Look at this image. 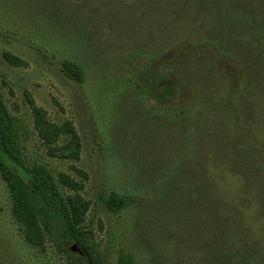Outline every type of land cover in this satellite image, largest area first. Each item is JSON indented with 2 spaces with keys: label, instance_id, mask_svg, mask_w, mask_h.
I'll return each instance as SVG.
<instances>
[{
  "label": "rangeland",
  "instance_id": "1",
  "mask_svg": "<svg viewBox=\"0 0 264 264\" xmlns=\"http://www.w3.org/2000/svg\"><path fill=\"white\" fill-rule=\"evenodd\" d=\"M209 9L175 0H0V98L28 128L20 159L45 165L56 181L86 177L82 238L101 264L121 256L130 264H264V72L261 83L241 87L237 62L201 46L211 36ZM3 52L28 67H10ZM63 61L81 67V83L61 73ZM26 97L51 122L73 123L79 161L46 155ZM193 102L194 126L185 113ZM112 193L128 204L109 211ZM10 205L0 178V264L85 261L54 230L42 247L27 244Z\"/></svg>",
  "mask_w": 264,
  "mask_h": 264
},
{
  "label": "trees",
  "instance_id": "2",
  "mask_svg": "<svg viewBox=\"0 0 264 264\" xmlns=\"http://www.w3.org/2000/svg\"><path fill=\"white\" fill-rule=\"evenodd\" d=\"M175 1H188L196 12L210 8L207 14L210 17L205 20L211 36L207 42L203 39L201 46L209 45L214 57H228L237 62L236 77L241 87L249 80L261 83L258 78L264 72V53L261 49H264V0ZM220 30L230 31L236 36H232L233 39L229 41L217 38L221 34ZM35 52L39 57L48 60L43 52L37 49ZM1 57L13 68H26L29 65L11 52H3ZM245 63H251L252 67L248 66L246 69ZM60 71L71 81L81 83L84 80L83 70L72 61H63ZM242 93L240 89L238 94ZM26 102L33 130L46 155L72 162L79 161L81 141L73 123L67 120L53 123L49 120L46 110L37 106L33 99L26 97ZM197 103H192L188 115L185 109L192 126L196 124L193 117L198 109ZM27 134V126L13 120L0 98V178L9 192L10 213L19 226L23 240L32 247H42L50 231L54 230L73 241L74 248L85 257L82 263L81 257L73 255L78 264H101L96 249L89 248L82 238L85 217L90 206L82 195L86 177L83 178L75 168L80 180L60 174L56 181L45 165L26 166L20 157L21 141ZM59 187H62L64 192ZM128 202L129 200L120 194L112 193L105 201V206L109 211L116 212ZM118 264H130V259L121 256Z\"/></svg>",
  "mask_w": 264,
  "mask_h": 264
}]
</instances>
